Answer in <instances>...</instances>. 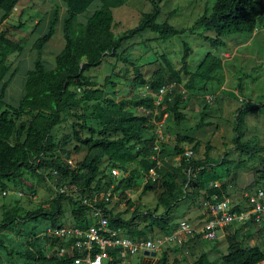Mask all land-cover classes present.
Listing matches in <instances>:
<instances>
[{"label": "trees", "instance_id": "obj_1", "mask_svg": "<svg viewBox=\"0 0 264 264\" xmlns=\"http://www.w3.org/2000/svg\"><path fill=\"white\" fill-rule=\"evenodd\" d=\"M21 1L0 0V9L4 12L0 24L9 19ZM95 1L62 0L66 7V14L62 19L65 45L55 56L54 67L50 69L43 59V50L53 39L57 25L61 22L60 8H53L47 32L37 38L32 45L36 58L33 68L26 73L24 92L17 106L6 102L7 89L17 70L10 74L9 78L6 77L12 68L9 65L12 63L10 60L19 58L24 52V47L9 39L5 33H0V188L6 190L5 181L16 183L23 177L24 171L32 173L41 181L52 180L58 175L63 180L60 187L67 186V192L64 194L55 192L48 205H42L38 210L26 214L24 218L8 212L0 223V255L3 251L13 253L23 258L25 264H73V261L69 258L49 256L48 252L52 251L53 246L47 245L50 239L42 235L44 233L34 232L31 236L25 237V241L19 245L23 248L20 251L9 250L6 241L11 239L10 232L18 221L49 219L50 227L63 226L64 224H57V220L64 214L65 205L68 204L74 226L87 230L93 223L91 210L80 203L74 194L75 190L83 195L107 191L111 187L108 179L114 180L113 169L127 173L132 164H137L144 175L156 166V161L151 160V157L155 153L157 131L150 123L153 114H147V111L154 110L153 97L140 98L138 104L145 111L138 114L131 101L116 102L88 73L101 66L104 59L109 56L128 63L123 58L124 52H121L124 44L146 30L157 34L162 40L184 35L188 30H178L167 22L158 23L161 10L156 0H151L154 5L153 11L143 14L135 28L116 37L113 33L115 25L113 10L124 5L126 0H100L101 7L88 17L85 23H79V16L83 15ZM263 21L264 0H215L210 13L205 12L197 20V24L202 27V37L213 48H222L226 46L225 38L235 34L253 35ZM191 52L190 45L185 43L181 60L182 71L175 70L164 58L169 73L168 80L183 84L191 95H208L214 84L222 85L224 63L213 53H207L197 69L191 71L189 69ZM135 73L141 85L148 86L154 92L167 81L162 77L145 81L138 68H135ZM184 76H187L186 81ZM183 99L178 95L164 110L178 122L184 119L180 112ZM255 109L248 106L238 110L234 143L247 159L255 160L259 157L262 160L260 154L264 152V147L255 149L249 147L243 142V133L240 129L244 115ZM69 119L72 121V134H68L59 142L54 131ZM89 120L98 121L101 130L90 126ZM153 129L155 133L149 136L147 133ZM175 141L174 149L177 155L185 151L182 144L194 143L193 138L182 135H176ZM83 148H87V154L79 166L73 167L68 160L71 150L79 154ZM205 150L204 158L197 160L194 157L189 160L182 158L180 167L176 168L179 184H176L172 177L162 183V191L157 194V209L162 206L165 212L157 215L156 209V212L149 213L150 223L144 228L134 224L133 218L127 220L123 214L116 213L111 208L112 201L103 204L111 228L121 230L132 238H154L157 230L163 235L170 234L178 226L171 225L167 219L181 200L186 198L189 188L193 189L194 198L200 196L201 191H205L207 201L214 197L218 199L230 197L228 183L209 187L210 183L214 184L222 179V176L215 172V164L224 165L230 161L222 158L215 162L210 157L212 148L209 144L205 146ZM105 161L108 163L102 167ZM245 162H235V171L243 168ZM135 171H131L129 176L140 175ZM227 175L230 176L229 173ZM125 181L128 187L132 186L131 179H123L113 190L114 193L126 189L123 186ZM154 183L148 182L143 192L154 190ZM262 184L264 181L260 185ZM253 185H250L249 189ZM196 201L194 199L195 203ZM245 208L241 202L236 210L241 211ZM52 241L59 243L58 240ZM167 256L163 254L161 264H165ZM190 264H264V250L259 246L245 249L238 243L231 242L227 254L220 262L211 261L208 255L203 253Z\"/></svg>", "mask_w": 264, "mask_h": 264}, {"label": "rangeland", "instance_id": "obj_2", "mask_svg": "<svg viewBox=\"0 0 264 264\" xmlns=\"http://www.w3.org/2000/svg\"><path fill=\"white\" fill-rule=\"evenodd\" d=\"M214 2L215 0H156L161 10L157 19L158 23L167 22L178 30H188V32L170 40H162L157 34L146 30L124 44L121 52H124L123 58L128 63L109 56L104 59L101 66L88 73L97 85L104 88L116 102L131 101L136 113L141 114L143 110L138 102L144 94L148 93V86L141 85L135 68L140 70L145 81L157 80L162 77L167 80L165 83L171 82L168 80L169 73L164 58L172 64L175 70L182 71L181 60L185 43L189 44L192 49L189 59L191 71L197 69L207 53H213L224 63L222 85L214 84L211 93L208 94V96H214L213 101L207 102L205 100L207 95L188 94L180 106V112L184 119L178 122L171 115L162 126L165 138L159 144L158 158L161 160V168L158 169V179L154 183L155 185L153 184L155 189L147 193L143 192L146 179L137 164H132L129 171L122 173L118 180L110 181L108 179L110 186L116 185L123 179L132 180L131 187H128L127 181L124 182L123 186L126 189L116 193L117 199L112 200L111 208L116 213L123 214L127 220L133 218L134 224L140 228H144L150 223L149 213L156 212L157 194L162 191V183L172 177L174 182L179 184L176 168L180 167V161L177 160L179 155L174 149L176 135L189 136L194 139L193 144L185 143L182 146L184 149L191 148L192 150L195 147L194 158L196 160L204 158L205 146L209 144L212 148L210 157L215 162L222 158L230 161L224 165L215 164L214 167L215 172L222 176V179L218 181L219 186L229 184V198L234 202L241 203L243 191L250 186H245L246 182H250L251 185L254 184L253 187H256L264 181V173H262L264 152L260 154L262 160L259 157L249 160L236 148L234 143L238 110L252 106L256 109L245 114L240 125L243 142L252 149L264 147V21L259 25L255 35L235 34L225 38V47L213 48L202 37V27L197 24V20L205 12L210 13ZM55 7L60 8V16L63 18L66 14V7L62 0H22L9 20L0 24V33H5L9 39L24 47V52L19 58L10 60L12 63L9 65L12 68L6 79L15 70L17 73L12 77L7 89L6 102L9 105H18L24 92L26 73L34 66L36 53L32 45L42 34V29L38 28L37 30L38 26L35 22L40 24L43 19L52 18ZM100 7V0H96L83 15L79 16L78 22L85 23L88 17ZM153 8L151 0H126L124 5L113 10L114 35L119 37L124 32L135 28L140 23L143 14L151 13ZM3 13L0 9V18ZM64 45L65 40L60 22L53 39L43 50V59L48 68L54 67L55 56L63 49ZM184 79L186 81L187 76H184ZM151 97L152 95L148 94V98ZM151 116L150 123L156 129L154 122L160 124L162 117ZM89 124L96 130H101L98 121L89 120ZM150 131L147 134L152 136L155 130ZM68 134H72L70 119L54 131L59 142L65 139ZM156 137H158L157 132ZM87 151V148H83L78 154L71 150L68 159L71 165L79 166ZM240 161H246V165L235 171V162ZM107 163L105 161L102 167H105ZM133 170H136L135 172L140 175L129 176ZM62 182L63 180L58 175H55L52 180L41 181L37 176L27 171H24L23 177L16 183L5 181L6 190L0 188V223L8 212L24 218L26 214L38 210L42 205H48L55 196L56 188H59ZM212 186L213 184L210 183L209 187ZM4 191L7 192L6 195L3 194ZM17 192L22 195H17ZM194 199L197 200L196 203ZM206 202L205 191H201L200 196L194 198L193 189L189 188L188 195L172 210L167 221L173 226H178L187 217L192 225L200 226L206 219ZM164 212L162 206L158 207L157 215ZM50 223L49 219L18 221L12 227L9 236L11 239L6 241V246L9 250L20 251L23 248L19 245L25 241V237L31 236L34 232L45 233L50 227ZM57 224L74 225L68 204L65 205L64 214L58 218ZM157 233L156 236L163 235L159 230ZM231 242H236L245 249L259 246L264 250V225L262 227L251 225L248 230L228 229L226 238L216 242L191 237L183 247L170 248L164 254H167L171 261H175V264H190L203 253L209 254L214 262H220L222 257L227 254ZM47 245L55 248L59 244L48 240ZM186 251L187 253H185ZM138 256L131 259V264H133L132 260H139ZM160 256L159 254L158 257ZM0 260L1 264H25L23 258H19L13 253L8 254L6 251L1 253Z\"/></svg>", "mask_w": 264, "mask_h": 264}, {"label": "built area", "instance_id": "obj_3", "mask_svg": "<svg viewBox=\"0 0 264 264\" xmlns=\"http://www.w3.org/2000/svg\"><path fill=\"white\" fill-rule=\"evenodd\" d=\"M147 90L148 93L143 97H148V94L152 95L154 105L153 112L147 111V114L152 113L154 117L161 116L162 122L160 124L154 122L158 137L154 147L155 153L151 160L156 161V166L144 174L146 184L157 181V172L161 168L158 154L160 152L159 144L165 138L162 126L170 116L169 112L164 110L167 109L168 103L175 101L178 95L186 98L189 94L185 86L177 81L165 83L155 92L149 87ZM213 99L212 95L205 96L207 102H211ZM140 108L145 111L142 106ZM194 154V150L185 148L184 153L179 155L177 160L180 162L182 158L189 160L194 157ZM112 174L116 181L121 177L122 172L113 169ZM118 184L119 182L116 185H111L107 191H95L84 195L75 190L74 194L79 198L80 203L90 208L94 222L87 230L74 225L49 227L44 235L50 240L59 241V245L53 248L49 256L59 259L69 258L73 264H131V259L136 255L146 252L160 254L173 247H182L191 237L216 242L226 238L228 229L248 230L251 225L257 227L264 225V184H262L243 191L241 202L246 208L241 211L236 210L239 202L236 203L229 197L223 199L214 197L205 203L208 216L200 226L192 225L185 220L170 234L154 238H132L121 230L111 228L106 211L102 207L103 204H109L113 199H117L113 190ZM213 186L218 187V181ZM56 192L66 193L67 186L56 188ZM3 194L6 195L7 192L4 191ZM17 195L21 196L22 193L17 192Z\"/></svg>", "mask_w": 264, "mask_h": 264}, {"label": "crops", "instance_id": "obj_4", "mask_svg": "<svg viewBox=\"0 0 264 264\" xmlns=\"http://www.w3.org/2000/svg\"><path fill=\"white\" fill-rule=\"evenodd\" d=\"M22 2V1H21ZM20 2V3H21ZM19 3V4H20ZM19 4H18V6H19ZM18 6L13 10V12L16 10V9H18ZM13 12H12V14H13ZM11 14V15H12ZM64 18V17H63ZM63 18H61V24H62V19ZM1 19V18H0ZM51 19L52 18H45V19H43L42 20V22L39 24L38 22H35L36 23V25L38 26L37 27V30H38V28H40V29H42V34H41V36L42 35H44L46 32H47V30H48V27H49V23H50V21H51ZM9 20V19H8ZM7 20V21H8ZM7 21H5V22H7ZM39 24V25H38ZM246 185H251V183L250 182H246L245 183V186ZM249 188V187H248ZM207 216H208V214L206 213V219H207ZM200 217H201V215H200ZM205 219V220H206ZM185 220H187L188 221V218L187 217H185ZM183 221H181L180 223H182ZM179 223V224H180ZM179 226V225H178ZM196 226V225H195ZM184 246V245H183ZM182 246V247H183ZM179 248H181V247H179ZM168 251V250H167ZM167 251H165V252H163V253H160V257H158V255L159 254H157L156 256H152V255H146V254H140L138 257H139V260H137V261H135V260H132V262H133V264H161L162 263V257H163V254L164 253H166ZM185 253H187V251L185 252ZM207 254V253H206ZM208 255V257H209V259L211 260V261H213L212 259H211V257L209 256V254H207ZM133 259V258H132ZM195 261V260H194ZM193 261V262H194ZM175 261H171L170 259H169V257L167 256V259H166V262H165V264H175L174 263ZM192 262V263H193Z\"/></svg>", "mask_w": 264, "mask_h": 264}, {"label": "water", "instance_id": "obj_5", "mask_svg": "<svg viewBox=\"0 0 264 264\" xmlns=\"http://www.w3.org/2000/svg\"><path fill=\"white\" fill-rule=\"evenodd\" d=\"M145 254H146V255H152V256H156V255H157L155 252H153V253H151V254H150L149 252H146Z\"/></svg>", "mask_w": 264, "mask_h": 264}]
</instances>
